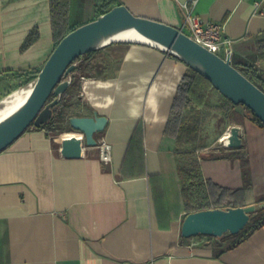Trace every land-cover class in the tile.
<instances>
[{"label": "crops", "instance_id": "crops-1", "mask_svg": "<svg viewBox=\"0 0 264 264\" xmlns=\"http://www.w3.org/2000/svg\"><path fill=\"white\" fill-rule=\"evenodd\" d=\"M117 1L180 28L189 9L222 24L232 60L253 58L256 35L264 30V0ZM103 3L71 0V25L98 17ZM35 27L38 38L22 48ZM54 43L49 0H0L1 84L5 75L42 67ZM78 65L72 76L79 82L56 115L107 116L96 138L112 144V162L101 160L96 145L86 144L80 157L64 156L63 139L79 135L66 123L28 128L1 151L0 264H264V226L220 254L210 242L193 244L181 234L187 208L179 165L186 159L168 122L189 66L158 46L128 41L97 49ZM259 65L264 69V59ZM212 117L225 131L241 126L252 180L247 204L263 202L264 126L251 117ZM237 152L218 142L201 149L205 178L242 188Z\"/></svg>", "mask_w": 264, "mask_h": 264}, {"label": "water", "instance_id": "water-1", "mask_svg": "<svg viewBox=\"0 0 264 264\" xmlns=\"http://www.w3.org/2000/svg\"><path fill=\"white\" fill-rule=\"evenodd\" d=\"M125 29H134L152 42L112 39L101 44ZM123 41L149 43L176 55L207 78L220 93L235 104L245 105L264 123V90L233 64L230 54L220 56L194 40L182 28L137 15L121 3L71 30L58 42L33 81L27 101L14 114L0 121V152L28 128H38L50 122L55 106L71 84L72 73L79 66L78 58L108 44ZM52 96L54 98L51 99ZM69 123L79 135L65 137L61 151L66 157L77 158L82 156L86 144L97 145L96 135L105 130L108 118L95 112L93 115L72 116ZM242 144L241 126H231L226 146L239 148ZM263 208L264 201L192 211L182 222L181 234L187 238H220L226 234H237L248 225L251 215Z\"/></svg>", "mask_w": 264, "mask_h": 264}, {"label": "trees", "instance_id": "trees-1", "mask_svg": "<svg viewBox=\"0 0 264 264\" xmlns=\"http://www.w3.org/2000/svg\"><path fill=\"white\" fill-rule=\"evenodd\" d=\"M49 3L55 48L67 33L81 24L71 25L70 23L71 0H49ZM118 4L121 3L117 0H104L101 6L102 8H100V14ZM37 38L38 29L35 27L23 42L22 48L31 45ZM96 51H90L80 58L88 57ZM262 59H264V30L256 35L255 56L251 59H233L232 62L249 79L264 90V69L259 65V61ZM41 68L29 70L34 74L33 79H36ZM77 68L81 69L80 66ZM78 82L79 76L75 74L72 76L70 86L63 94L58 105L55 106V113L50 122L38 128H44L50 124L54 127H59L64 123L70 126L69 118H65L64 115L62 116L63 112L60 115H56V112L58 110H64L67 107V99L73 95V89ZM215 92L221 96L222 100L211 101ZM239 105L248 109L243 104H235L232 102L220 93L207 78L189 66V70L184 74L178 87L168 122V130L175 137L177 149L186 159L185 164L179 165V175L182 181V194L187 208V214L192 211L209 208L247 205L246 192L252 187V180L250 161L245 153L244 147H239L236 155L241 160L244 179V186L239 189L225 187L210 179H206L200 162V157L202 156L199 154L201 149L209 145L207 142L209 136L206 132V127L209 119L215 113H220L223 119H232L234 122H243L247 117H251L259 125L264 126V123L252 111L251 114L239 111L237 109ZM214 155L215 153H212L210 157ZM263 226L264 208L252 214L248 225L239 233L226 234L218 238L219 240H211V244L213 247L218 248V254L223 253L242 243Z\"/></svg>", "mask_w": 264, "mask_h": 264}, {"label": "built area", "instance_id": "built-area-1", "mask_svg": "<svg viewBox=\"0 0 264 264\" xmlns=\"http://www.w3.org/2000/svg\"><path fill=\"white\" fill-rule=\"evenodd\" d=\"M182 29L194 40L220 56L226 57L229 54L232 55L231 43L225 36L222 24L213 21H204L199 15L192 13V10L189 9L186 17V24ZM32 127L35 128L34 126ZM80 136L83 137V135ZM228 136L229 129H227L220 138V143L225 147H227L226 139ZM96 146L99 149L101 160L107 164L111 163L113 158L112 144L105 137H100L97 140ZM192 238L193 244L211 243V240H219V237L214 236H195Z\"/></svg>", "mask_w": 264, "mask_h": 264}, {"label": "bare ground", "instance_id": "bare-ground-1", "mask_svg": "<svg viewBox=\"0 0 264 264\" xmlns=\"http://www.w3.org/2000/svg\"><path fill=\"white\" fill-rule=\"evenodd\" d=\"M140 40L144 42H152L148 38L136 32L134 29H125L122 31H118L113 34L111 37L103 41L101 44H105L110 40ZM157 44V43H156ZM34 82H30L29 84L20 87L4 98L0 100V121L8 118L12 114H14L20 107L27 101L29 98L31 91L33 89Z\"/></svg>", "mask_w": 264, "mask_h": 264}, {"label": "rangeland", "instance_id": "rangeland-1", "mask_svg": "<svg viewBox=\"0 0 264 264\" xmlns=\"http://www.w3.org/2000/svg\"><path fill=\"white\" fill-rule=\"evenodd\" d=\"M38 68L39 67H37V69ZM14 75L15 76L13 77L12 75L10 76L5 75L3 79V83L2 84L0 83V100L4 98L5 96H7L8 94H10L11 92H13L14 90L20 87H23L35 80L33 79V75H34L33 72L29 70H24V72L20 71ZM215 98L216 97L214 94L213 97L211 98V101H216L217 98L216 99ZM246 112L251 114V110L249 109H246ZM211 118L209 119L210 122L208 121L207 127H206V130H207L206 132L209 136L207 142L208 144H212V145L215 144V142L216 143L218 142L220 144L219 139L222 137L225 130L221 126V123L218 119H211Z\"/></svg>", "mask_w": 264, "mask_h": 264}]
</instances>
